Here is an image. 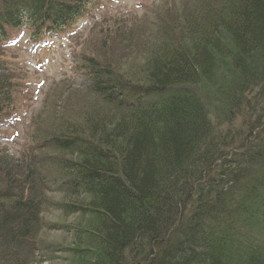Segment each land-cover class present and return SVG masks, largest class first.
Returning a JSON list of instances; mask_svg holds the SVG:
<instances>
[{
  "label": "trees",
  "instance_id": "1",
  "mask_svg": "<svg viewBox=\"0 0 264 264\" xmlns=\"http://www.w3.org/2000/svg\"><path fill=\"white\" fill-rule=\"evenodd\" d=\"M87 2L0 0V42L10 29L29 27L34 41L60 33L83 17ZM200 7L190 12L192 24L208 21V31L189 50L155 55L149 85L89 60V93L115 121L87 117L89 133L80 134L68 122L35 144L69 155L57 163L72 198L62 209L94 219L88 244L75 230L73 254L87 256L94 244L101 264H264V0H222L217 15ZM225 60L233 79L213 99L224 134L198 88L215 89ZM8 74L0 62V118L16 92ZM19 168L0 157V264H33L40 250L34 235L47 199L35 196L32 171L18 176Z\"/></svg>",
  "mask_w": 264,
  "mask_h": 264
},
{
  "label": "rangeland",
  "instance_id": "2",
  "mask_svg": "<svg viewBox=\"0 0 264 264\" xmlns=\"http://www.w3.org/2000/svg\"><path fill=\"white\" fill-rule=\"evenodd\" d=\"M92 1L91 12L64 37L45 38L37 43L32 42L29 31L10 29L6 44L0 46V62L16 84L12 111L0 118V152L3 153L0 157L9 166L20 167L18 176L20 172L32 171L38 193L35 196L47 199L42 222L35 230L34 239L40 250L33 264H101L102 261L99 247L94 244H90L87 256L72 253L76 248L75 230L81 233L84 244H88L94 219L88 213L72 215L62 209L72 198L68 195L67 178L59 174L57 163L69 155L35 146L57 136L71 124L76 134L89 133L87 117L93 122L105 117L107 123L118 118L90 94L91 79L86 76L89 60L98 62L102 69L109 65L111 70H105L119 79L149 85L148 63L155 55L166 57L177 45L181 50H189L193 48L192 39L199 38L197 33L208 31V21L204 24L196 21L193 27L195 20L190 12L198 6L200 11L201 5L212 9L211 15L216 14L222 0ZM219 62L222 60L218 58L215 65ZM224 63L223 68L216 67L219 71L215 89L204 83L198 94L207 104L214 128L225 134L228 125L217 127L225 118L213 102L215 94L221 95L233 79L226 60ZM242 120L241 116L236 124L240 125ZM4 187L5 178L0 174V190ZM23 188L22 194L28 197L30 186ZM259 243L263 245L264 234Z\"/></svg>",
  "mask_w": 264,
  "mask_h": 264
}]
</instances>
